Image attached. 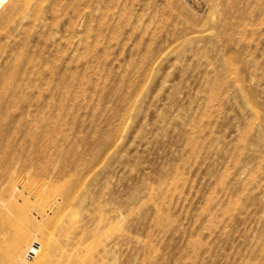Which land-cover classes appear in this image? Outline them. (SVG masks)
<instances>
[{
    "label": "rangeland",
    "instance_id": "1",
    "mask_svg": "<svg viewBox=\"0 0 264 264\" xmlns=\"http://www.w3.org/2000/svg\"><path fill=\"white\" fill-rule=\"evenodd\" d=\"M30 3L0 9V264H264V0Z\"/></svg>",
    "mask_w": 264,
    "mask_h": 264
},
{
    "label": "bare ground",
    "instance_id": "2",
    "mask_svg": "<svg viewBox=\"0 0 264 264\" xmlns=\"http://www.w3.org/2000/svg\"><path fill=\"white\" fill-rule=\"evenodd\" d=\"M30 1L31 0H0V9L2 7L6 8L11 13L19 7L29 6L31 4ZM7 18H10V17L7 16ZM19 257L21 258V256Z\"/></svg>",
    "mask_w": 264,
    "mask_h": 264
},
{
    "label": "built area",
    "instance_id": "3",
    "mask_svg": "<svg viewBox=\"0 0 264 264\" xmlns=\"http://www.w3.org/2000/svg\"><path fill=\"white\" fill-rule=\"evenodd\" d=\"M38 250H39L38 244L37 243H34V244L31 245L30 250L26 252V256L28 258L32 259L35 256V254H36V252Z\"/></svg>",
    "mask_w": 264,
    "mask_h": 264
}]
</instances>
